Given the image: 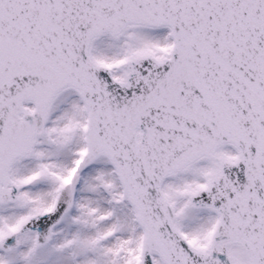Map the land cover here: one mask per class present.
Returning a JSON list of instances; mask_svg holds the SVG:
<instances>
[{
    "label": "snow or ice",
    "instance_id": "obj_1",
    "mask_svg": "<svg viewBox=\"0 0 264 264\" xmlns=\"http://www.w3.org/2000/svg\"><path fill=\"white\" fill-rule=\"evenodd\" d=\"M0 264H264V0H0Z\"/></svg>",
    "mask_w": 264,
    "mask_h": 264
}]
</instances>
